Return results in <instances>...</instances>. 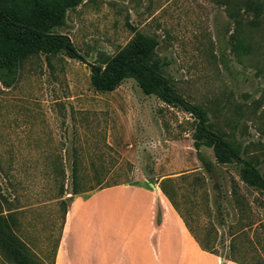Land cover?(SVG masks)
Masks as SVG:
<instances>
[{
  "label": "rangeland",
  "instance_id": "1",
  "mask_svg": "<svg viewBox=\"0 0 264 264\" xmlns=\"http://www.w3.org/2000/svg\"><path fill=\"white\" fill-rule=\"evenodd\" d=\"M55 32L82 59L35 54L10 87L0 78V264H57L80 198L135 181L225 262L264 264V195L241 166L194 148L191 115L134 79L97 91L90 69L156 40L150 64L264 175V0H86Z\"/></svg>",
  "mask_w": 264,
  "mask_h": 264
},
{
  "label": "trees",
  "instance_id": "2",
  "mask_svg": "<svg viewBox=\"0 0 264 264\" xmlns=\"http://www.w3.org/2000/svg\"><path fill=\"white\" fill-rule=\"evenodd\" d=\"M86 0H0V78L10 87L16 79L21 61L31 55H57L65 53L69 58L82 59L71 39L55 30L65 24L67 12ZM260 7H256L258 11ZM156 40L139 38L126 52L105 63L90 65L91 83L97 91L112 92L124 80L134 79L145 95H154L168 106L179 108L196 121L193 132L194 148L213 150L217 164H239L240 178L264 195V175L256 164L239 155L236 149L207 123L204 109L185 99L159 71V66L149 60L158 46ZM83 61V60H82ZM207 171L212 164L205 163ZM218 211L220 204L217 202ZM0 222L2 216L0 213ZM0 232L7 229L1 226ZM200 248L215 254L212 248L195 237ZM20 259V258H19Z\"/></svg>",
  "mask_w": 264,
  "mask_h": 264
},
{
  "label": "crops",
  "instance_id": "3",
  "mask_svg": "<svg viewBox=\"0 0 264 264\" xmlns=\"http://www.w3.org/2000/svg\"><path fill=\"white\" fill-rule=\"evenodd\" d=\"M185 230L160 189L137 181L99 188L80 198L66 222L57 264L62 248L66 264H231Z\"/></svg>",
  "mask_w": 264,
  "mask_h": 264
}]
</instances>
